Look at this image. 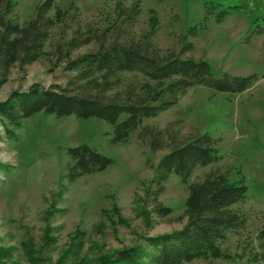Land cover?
<instances>
[{
  "label": "rangeland",
  "instance_id": "1",
  "mask_svg": "<svg viewBox=\"0 0 264 264\" xmlns=\"http://www.w3.org/2000/svg\"><path fill=\"white\" fill-rule=\"evenodd\" d=\"M40 1L19 0L15 15L21 23L32 16ZM122 1L126 5L141 3L142 12L135 26L138 34L149 29L150 9L157 10L160 25L154 40L164 49L179 51L188 28L201 26L207 20V27L192 39L194 49L184 56L207 59L218 72L258 74L249 88L238 93L193 86L177 104L146 119L143 126L172 128L177 143L200 132H210L220 139L222 159L197 168L190 181L201 180L210 171L221 169L229 170L233 180L244 177L249 186L246 200L234 206L246 217V228L221 243L225 252L236 257L196 259L186 264H264V259L251 260L255 252L262 251L257 233L264 226V18L258 22L260 25L256 20L264 16V0ZM210 1L241 7L219 21L215 14H209ZM56 6L69 10V19L76 14V19L69 23L86 31L89 25L107 23L114 14L115 0H56ZM94 48L93 44L84 46L76 54ZM72 75L64 63L47 54L28 65L25 72L14 68L9 81L0 87V100L13 90H27L35 82L45 87L66 86ZM8 127L13 128L0 117V162L7 164L0 170V246L14 247L6 264H31L23 242L31 238L40 248L47 224L55 228L52 234L57 239L44 256L47 262L57 264L78 230L85 234L78 259L89 263L99 253H112L139 243L141 236L171 232L186 223L188 186L175 173L169 175L159 196L172 212L166 217L152 214L153 221L148 224L139 211L146 206L152 208V202H143L141 198L146 197L154 167L170 149L169 139L164 148L153 152L139 138L140 129L127 142H115L114 125L107 120L75 115L57 117L44 112L14 128L15 137L6 136ZM81 143L111 156L114 163L70 182L66 177L70 161L67 148ZM52 203L58 210L47 219ZM238 254L243 257H237ZM66 259L71 264L75 257L70 255Z\"/></svg>",
  "mask_w": 264,
  "mask_h": 264
},
{
  "label": "trees",
  "instance_id": "2",
  "mask_svg": "<svg viewBox=\"0 0 264 264\" xmlns=\"http://www.w3.org/2000/svg\"><path fill=\"white\" fill-rule=\"evenodd\" d=\"M18 3L19 0H0V87L9 81L14 68L25 72L28 65L47 54L64 63V68L73 75L66 86L45 87L35 82L27 90H13L6 99L0 100V117L13 126L6 128V136L15 137L14 128L21 127L25 119L36 113L44 112L57 117L75 115L107 120L114 125L115 142H127L140 129L139 138L147 142L153 152L164 148L169 139L170 149L154 167L146 197L141 198L143 202H152L151 209L146 206L139 210L148 224L153 221L152 214L166 217L172 212L171 207L159 200L169 175L177 174L188 186L187 221L181 228L141 236L143 240L139 243L112 253H99L89 263L78 259L85 235L78 230L57 264H67L66 258L70 255L75 257L71 264H186L196 259H234L236 256L225 252L221 243L246 228V217L234 208L247 198L249 186L245 178L233 180L229 170L215 169L201 180L190 181L197 168L222 159L220 139L210 132H200L177 143L172 128L144 127L143 124L146 119L177 104L193 86L238 93L249 88L258 74L218 72L207 59L184 56L194 49L192 39L207 27V20L201 26L188 28L177 51L164 49L155 42L160 25L155 8L150 9L149 29L140 34L135 32L142 12L139 1L126 5L122 0H115L114 14L108 17L107 23L97 27L89 25L86 31L82 26L74 28L69 23L76 19V14L69 19V10L56 6V0L38 2L32 16L21 23L15 15ZM209 3V14H215L219 21L241 7ZM262 18L264 16L257 17L258 25ZM91 44L95 45L94 49L76 54ZM67 155L70 161L66 177L70 182L103 171L114 163L111 156L87 143L68 147ZM6 167L7 164L0 162V170ZM55 206L51 204L54 209L47 211V219L58 210ZM54 229L50 224L45 226L43 243L38 249L31 238L23 242L31 264H51L44 252L55 246ZM257 240L262 251L253 254V261L264 259V226L258 230ZM13 249L0 246V264H6Z\"/></svg>",
  "mask_w": 264,
  "mask_h": 264
}]
</instances>
